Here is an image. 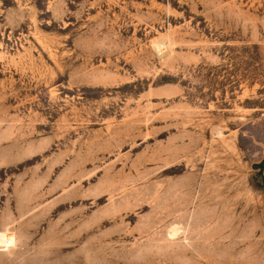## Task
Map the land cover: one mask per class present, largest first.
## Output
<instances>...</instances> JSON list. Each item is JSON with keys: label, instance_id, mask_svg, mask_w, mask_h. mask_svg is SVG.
<instances>
[{"label": "rangeland", "instance_id": "obj_1", "mask_svg": "<svg viewBox=\"0 0 264 264\" xmlns=\"http://www.w3.org/2000/svg\"><path fill=\"white\" fill-rule=\"evenodd\" d=\"M262 158L264 0H0V264H264Z\"/></svg>", "mask_w": 264, "mask_h": 264}, {"label": "water", "instance_id": "obj_2", "mask_svg": "<svg viewBox=\"0 0 264 264\" xmlns=\"http://www.w3.org/2000/svg\"><path fill=\"white\" fill-rule=\"evenodd\" d=\"M251 166L254 167V168H258V170H261L262 167L264 166V158L260 159V160L257 161V162H253V163L251 164Z\"/></svg>", "mask_w": 264, "mask_h": 264}, {"label": "bare ground", "instance_id": "obj_3", "mask_svg": "<svg viewBox=\"0 0 264 264\" xmlns=\"http://www.w3.org/2000/svg\"><path fill=\"white\" fill-rule=\"evenodd\" d=\"M175 230V229H174Z\"/></svg>", "mask_w": 264, "mask_h": 264}]
</instances>
